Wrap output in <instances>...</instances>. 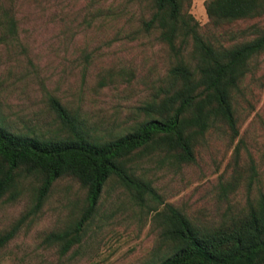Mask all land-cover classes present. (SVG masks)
I'll list each match as a JSON object with an SVG mask.
<instances>
[{"label":"trees","instance_id":"1","mask_svg":"<svg viewBox=\"0 0 264 264\" xmlns=\"http://www.w3.org/2000/svg\"><path fill=\"white\" fill-rule=\"evenodd\" d=\"M191 2L126 0L98 9L101 29L114 27L118 37L138 45L142 41L144 49L156 48L150 57L142 55L139 66L153 88L137 107L144 118L125 133L93 137L55 98L51 106L68 128L66 136L13 132L0 122V204L14 199L27 179L33 178L35 185L29 212L0 232V249L63 178L78 183L84 196L76 218L48 237L61 254L80 246L98 212L104 186L114 180L133 202L152 213L162 249L156 264H264V184L255 194L248 193L239 208L228 202L221 211L216 208L214 217L201 220L182 206L164 202L141 172L142 159L180 168L196 162L213 138L231 145L254 107L256 91L264 86V0H205L208 20L202 25L190 12ZM14 4L0 0L5 37L18 31ZM68 15L66 10L62 21L73 31ZM111 17L115 22L123 19L122 26H108ZM240 147H245L241 137L232 162H240ZM246 154L251 189L260 171L250 152ZM232 185H218V200L228 199Z\"/></svg>","mask_w":264,"mask_h":264},{"label":"rangeland","instance_id":"2","mask_svg":"<svg viewBox=\"0 0 264 264\" xmlns=\"http://www.w3.org/2000/svg\"><path fill=\"white\" fill-rule=\"evenodd\" d=\"M126 0H14L18 31L5 37L0 30V122L13 132L46 138L66 136L68 128L52 109L62 104L74 122L96 138H114L144 118L137 109L148 100L152 80L141 76L142 55L155 52L100 28L98 9ZM205 0H192L190 12L202 25L208 18ZM75 28L68 31L62 21ZM108 26L121 27L123 19ZM79 22V26L76 25ZM159 67V66H158ZM162 70V67L159 68ZM260 74V73H259ZM231 145L213 138L196 162L180 168L142 159L143 175L166 203L184 207L201 220L231 203L244 204L264 184V86ZM240 162H232L239 138ZM226 145V146H225ZM246 152L254 157L260 178L248 187ZM33 178L14 199L0 204V232L29 212ZM222 183L233 184L228 199L218 200ZM84 189L69 178L56 181L39 210L19 224L15 237L0 249V264H156L162 249L158 228L147 208L130 199L114 180L104 186L99 209L89 222L82 244L65 254L49 239L77 216ZM229 202V203H228ZM219 213V212H218Z\"/></svg>","mask_w":264,"mask_h":264}]
</instances>
